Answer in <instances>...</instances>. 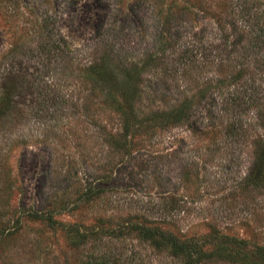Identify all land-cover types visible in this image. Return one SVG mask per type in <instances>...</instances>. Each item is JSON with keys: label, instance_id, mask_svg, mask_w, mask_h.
Masks as SVG:
<instances>
[{"label": "rangeland", "instance_id": "obj_1", "mask_svg": "<svg viewBox=\"0 0 264 264\" xmlns=\"http://www.w3.org/2000/svg\"><path fill=\"white\" fill-rule=\"evenodd\" d=\"M246 9L264 4L0 0V97L13 112L0 123V264L105 251L177 264L118 234L124 224L264 245V186L247 180L264 151V48L242 40ZM178 107L186 118L172 124Z\"/></svg>", "mask_w": 264, "mask_h": 264}, {"label": "trees", "instance_id": "obj_2", "mask_svg": "<svg viewBox=\"0 0 264 264\" xmlns=\"http://www.w3.org/2000/svg\"><path fill=\"white\" fill-rule=\"evenodd\" d=\"M256 1L259 6L264 4V1ZM244 11L245 12L241 15L243 16L242 18H244L243 22H245V25L242 26V40L244 41V38H246L248 42L251 41L252 44H250V47L260 51L264 48V11L257 10L251 13H249L247 9ZM246 51L247 49L245 52ZM238 64L239 67L236 71V75L240 77L241 74L247 72L246 70L250 67L249 62L246 63V61ZM112 70H114V68ZM131 95L138 96L137 85L133 87ZM6 97L5 94L0 97V123H2V125L8 122L5 121V117L7 116L9 118L13 113L10 110L7 111V108L4 106ZM180 111L183 113H180ZM172 112H175V115L172 118H167L168 122L170 121L172 124L184 122L186 115L184 114L183 107L172 108L168 111L171 116ZM48 113L49 111H45L44 114H41V117L47 116ZM178 113H180V115H176ZM261 150H263V148H261ZM247 180L249 181V186H264V151L262 155L259 154L256 157L252 172L247 177ZM95 194H99V191ZM30 216H34L41 221L48 220V223L53 226L59 224V222L53 220L50 213L33 212ZM126 227L127 226L124 224V227L119 226L118 229L115 230L118 231V234L137 233L143 241H149L151 243L156 253L163 254V252H166L177 264H217L218 262L227 264H264V245H251L248 241L241 238L223 235L220 237L221 243L218 244V242L214 243L212 236H206L201 239L184 238L170 230L156 226L131 225L127 229ZM81 233V231L78 233L80 234L79 238H81L80 243H84L88 235H82ZM90 236H92L94 240H98L97 235L92 234ZM207 245H210V248L206 247ZM134 260L133 256H123L122 254L105 251L101 255L93 256L91 260L87 261V264H135ZM66 264L71 263L66 261ZM139 264H142V262Z\"/></svg>", "mask_w": 264, "mask_h": 264}]
</instances>
